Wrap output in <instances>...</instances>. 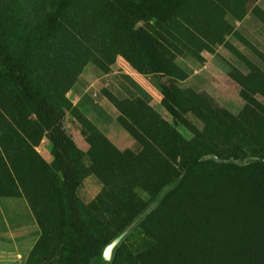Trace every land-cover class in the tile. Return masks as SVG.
Listing matches in <instances>:
<instances>
[{
  "label": "rangeland",
  "instance_id": "obj_1",
  "mask_svg": "<svg viewBox=\"0 0 264 264\" xmlns=\"http://www.w3.org/2000/svg\"><path fill=\"white\" fill-rule=\"evenodd\" d=\"M0 39L66 110L85 228L0 60V264H264V0H0Z\"/></svg>",
  "mask_w": 264,
  "mask_h": 264
},
{
  "label": "trees",
  "instance_id": "obj_2",
  "mask_svg": "<svg viewBox=\"0 0 264 264\" xmlns=\"http://www.w3.org/2000/svg\"><path fill=\"white\" fill-rule=\"evenodd\" d=\"M0 60L18 91L27 101L33 114L45 124L46 137L51 144L54 162L58 169L59 180L55 181L59 183L67 215V237L69 244L74 246L82 240L85 228L81 200L78 195V190L80 188V169L74 157L73 143L65 127L66 110L64 107L50 102L42 94L40 89L30 82L23 71L22 65L10 56V53L2 43L1 39ZM124 114L128 115L129 119L120 118L119 122L121 125L134 137L135 140L141 142L142 146L146 141V144H151L150 148L152 146L157 151L155 143L147 142V136L153 140L155 139L154 131H156V129H154V125L158 122V116L153 115L152 122L150 121L148 123L142 116L137 119L132 114V110H125ZM106 144L107 145L100 147L109 152L115 153V151H117L107 141ZM126 153L130 155L132 154L131 151H127ZM194 163L201 165L200 161H194ZM72 249H74V247H72L71 250Z\"/></svg>",
  "mask_w": 264,
  "mask_h": 264
},
{
  "label": "crops",
  "instance_id": "obj_3",
  "mask_svg": "<svg viewBox=\"0 0 264 264\" xmlns=\"http://www.w3.org/2000/svg\"><path fill=\"white\" fill-rule=\"evenodd\" d=\"M129 136H130V135H129ZM130 139L133 141V142H132V145H134V146H135V139H134V138H132L131 136H130ZM81 146H82V148H81V149H82L83 151H86V152H87V151L89 150V148H90V147H89V146H87V145L85 146V144H83V143L81 144ZM125 150H127V149H125Z\"/></svg>",
  "mask_w": 264,
  "mask_h": 264
}]
</instances>
